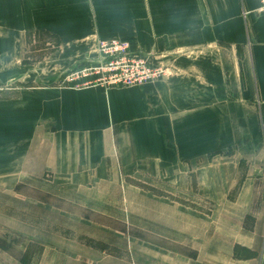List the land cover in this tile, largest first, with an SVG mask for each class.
Here are the masks:
<instances>
[{
  "label": "crops",
  "instance_id": "0c3cea01",
  "mask_svg": "<svg viewBox=\"0 0 264 264\" xmlns=\"http://www.w3.org/2000/svg\"><path fill=\"white\" fill-rule=\"evenodd\" d=\"M259 6L0 0V193L51 178L192 251L150 245L147 264H264ZM43 38L53 50L30 76L32 49ZM97 40L128 41L133 55L168 66L170 77L123 89L57 84L68 69L97 60ZM141 177L158 193L142 189ZM1 220L11 222L0 213Z\"/></svg>",
  "mask_w": 264,
  "mask_h": 264
},
{
  "label": "rangeland",
  "instance_id": "374dc122",
  "mask_svg": "<svg viewBox=\"0 0 264 264\" xmlns=\"http://www.w3.org/2000/svg\"><path fill=\"white\" fill-rule=\"evenodd\" d=\"M52 45V40L43 38L37 49H32L28 75L39 73L35 63H45ZM99 61L98 56L95 62L68 69L56 83L73 89L138 87H115L94 76L79 74ZM24 80L27 82L29 77ZM0 85V89L4 88V84ZM45 180L29 181L12 196L0 193V213L8 215L11 221H0V264H134V252L138 254L137 263L147 264L150 245L155 244L192 253L186 246L166 242L165 236L150 234L159 231L146 220L66 191L50 183L51 178ZM127 180L126 183L132 182L131 178ZM139 184L148 192L158 193L151 178L141 177ZM160 192L167 194L164 189ZM204 206L206 211L211 209L210 204Z\"/></svg>",
  "mask_w": 264,
  "mask_h": 264
},
{
  "label": "built area",
  "instance_id": "2783aa9c",
  "mask_svg": "<svg viewBox=\"0 0 264 264\" xmlns=\"http://www.w3.org/2000/svg\"><path fill=\"white\" fill-rule=\"evenodd\" d=\"M259 4L258 13L264 14V0H259ZM95 50L100 61L96 66L80 70L82 77L94 76V79L115 87L140 86L170 77L168 66H152L146 58L133 55L131 44L127 41H96Z\"/></svg>",
  "mask_w": 264,
  "mask_h": 264
},
{
  "label": "trees",
  "instance_id": "16d2710c",
  "mask_svg": "<svg viewBox=\"0 0 264 264\" xmlns=\"http://www.w3.org/2000/svg\"><path fill=\"white\" fill-rule=\"evenodd\" d=\"M239 255H238V253H237V250H236V257H238Z\"/></svg>",
  "mask_w": 264,
  "mask_h": 264
}]
</instances>
